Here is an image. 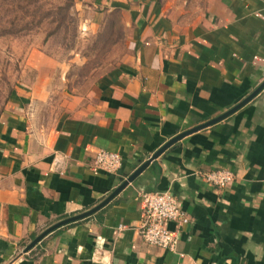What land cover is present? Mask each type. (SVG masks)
<instances>
[{
  "label": "crops",
  "instance_id": "crops-1",
  "mask_svg": "<svg viewBox=\"0 0 264 264\" xmlns=\"http://www.w3.org/2000/svg\"><path fill=\"white\" fill-rule=\"evenodd\" d=\"M75 9L88 33L121 17L132 58L99 80L94 105L44 114L46 80L13 93L0 115V264H264V90L26 251L264 82V0H75ZM101 150L122 157L117 174L95 167ZM216 169L234 182L208 184ZM167 191L191 219L175 251L147 244L139 229V195Z\"/></svg>",
  "mask_w": 264,
  "mask_h": 264
},
{
  "label": "rangeland",
  "instance_id": "rangeland-1",
  "mask_svg": "<svg viewBox=\"0 0 264 264\" xmlns=\"http://www.w3.org/2000/svg\"><path fill=\"white\" fill-rule=\"evenodd\" d=\"M81 20L75 0H0V115L15 91L41 80L50 83L44 114H63L79 100L95 104L99 80L132 49L121 17L110 16L96 33Z\"/></svg>",
  "mask_w": 264,
  "mask_h": 264
},
{
  "label": "built area",
  "instance_id": "built-area-1",
  "mask_svg": "<svg viewBox=\"0 0 264 264\" xmlns=\"http://www.w3.org/2000/svg\"><path fill=\"white\" fill-rule=\"evenodd\" d=\"M122 163V157L117 153L101 150L95 156V167L108 173L117 174ZM204 179L212 186L225 189L234 182L235 174L227 169H216L206 173ZM139 199L143 209L139 226L143 240L149 245L175 251L180 229L191 221L189 214L169 191L143 192Z\"/></svg>",
  "mask_w": 264,
  "mask_h": 264
},
{
  "label": "water",
  "instance_id": "water-1",
  "mask_svg": "<svg viewBox=\"0 0 264 264\" xmlns=\"http://www.w3.org/2000/svg\"><path fill=\"white\" fill-rule=\"evenodd\" d=\"M264 90V82L247 98H245L242 102L237 104L235 107L228 110L226 113L222 114L221 116L206 122L204 124H201L197 127H194L190 130H187L186 132H183L182 134H179L169 142H167L164 146H162L147 162H145L142 166H140L127 180H125L108 198H106L102 203H100L97 207L93 208L92 210L81 214L79 216H75L72 218H68L62 222H59L58 224L52 226L48 230H46L43 234H41L34 242L27 248L26 251L29 249L35 247L43 238H45L50 233L54 232L55 230L66 226L68 224L77 222L79 220H83L100 209L104 208L106 205H108L120 192H122L126 187L129 186V184L133 183L151 164H153L166 150H168L170 147L175 145L177 142L181 141L183 138L188 137L194 133H197L199 131L205 130L207 128H210L221 121L227 119L231 115L238 112L240 109L245 107L247 104H249L255 97H257L262 91Z\"/></svg>",
  "mask_w": 264,
  "mask_h": 264
},
{
  "label": "trees",
  "instance_id": "trees-1",
  "mask_svg": "<svg viewBox=\"0 0 264 264\" xmlns=\"http://www.w3.org/2000/svg\"><path fill=\"white\" fill-rule=\"evenodd\" d=\"M3 30H5V28L3 27Z\"/></svg>",
  "mask_w": 264,
  "mask_h": 264
}]
</instances>
